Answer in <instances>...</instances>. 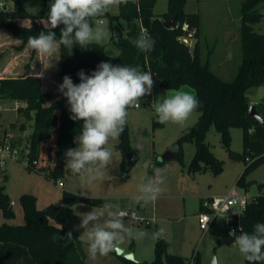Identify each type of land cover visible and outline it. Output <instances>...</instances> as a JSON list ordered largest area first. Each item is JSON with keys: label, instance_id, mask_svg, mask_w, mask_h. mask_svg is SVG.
Masks as SVG:
<instances>
[{"label": "trees", "instance_id": "trees-1", "mask_svg": "<svg viewBox=\"0 0 264 264\" xmlns=\"http://www.w3.org/2000/svg\"><path fill=\"white\" fill-rule=\"evenodd\" d=\"M15 8L0 11V28L22 43L16 47L22 50L30 36H37L41 31H49L45 23L51 0H39L41 13L32 14L23 7L19 0H14ZM187 0H169V9L158 15L154 12L156 0H127L120 4L118 15H109L115 22V31L108 43L90 44L87 50L74 46L71 54L62 45L58 47V82H63L65 75L73 83H80L81 70L90 75L97 70L101 62L119 66H138L142 71L150 72L153 78L160 80L164 89H175L190 86L201 107L196 112V124L183 130L181 136L170 146L175 160L184 164V145L195 144V155L189 165L192 175L211 172L220 174L224 166L208 147L206 137L211 126H215L222 135L223 143L232 159L243 161L245 170L238 178L237 185L249 190L252 182L248 177L264 164V125L249 115L250 95L254 90L264 87V34L257 33L254 25L264 20V0H244L240 9L242 62L235 77L228 81L211 65V50L203 55L199 43L201 35V17L198 13L184 11ZM177 15L176 26L166 28L165 22ZM126 21L122 31L120 21ZM24 21H27L23 23ZM95 23V20H94ZM60 25L56 32L60 39ZM186 27V28H185ZM147 31L155 40L154 49L144 53L131 42L142 31ZM192 34L194 45L184 43L181 38ZM109 47L116 53H110ZM37 52L33 50L32 57ZM0 98H11L24 103L19 112L27 119L34 120V131L27 149V169L50 177L56 182L72 172L66 167L65 152L76 148L75 137L79 135L83 121L70 119L71 113L67 100L58 91L43 90V80L32 74L31 65H25L24 73L18 77L0 78ZM264 119V105L255 106ZM235 127L243 130L244 152L235 153L230 144L229 129ZM1 145L15 148L16 141L5 135ZM178 147V150H175ZM117 149L123 156L122 169L125 168V156L136 149L132 147L129 136V125L119 138ZM251 161H247V158ZM165 162V161H164ZM162 162V163H164ZM159 164V163H157ZM110 166V165H109ZM264 188V183L254 184ZM64 190L63 203L60 206H49L40 209L36 198L24 194L21 203L25 214V223L11 225L0 221V264H87L84 241L81 236L67 227V218L76 204H102L101 198L73 194ZM201 210L208 209L201 204ZM15 216L5 187L0 185V220ZM55 222L60 227L51 223ZM264 223V196H259L250 204L241 217L229 219L228 225L251 233L253 226ZM72 233V238L53 242L52 236H65ZM155 258L148 262H137L119 257L123 264H186L189 258L170 252V244L160 232H157ZM195 264H203L197 251ZM246 264L248 262L246 261Z\"/></svg>", "mask_w": 264, "mask_h": 264}, {"label": "rangeland", "instance_id": "rangeland-1", "mask_svg": "<svg viewBox=\"0 0 264 264\" xmlns=\"http://www.w3.org/2000/svg\"><path fill=\"white\" fill-rule=\"evenodd\" d=\"M243 1L187 0L184 7V11L198 13L200 15L201 35L199 37V43L202 46L203 55L207 56V53L214 50L211 56L214 70L222 74V77L228 81L235 77L238 66L242 62L240 9ZM19 2L32 14L39 15L41 13L39 0H19ZM0 5L2 9L7 8V6L15 8L14 0H0ZM168 9L169 0H156L154 8L156 14H164ZM119 12L120 5L113 6L106 15L95 19V23H99L100 21L106 22L110 31V34L105 36L100 43L105 44L110 41L117 24L110 19L109 15H118ZM262 12L264 13V8H262ZM126 24V21H120L122 31H124ZM254 29L257 33L264 34V20L261 23L255 24ZM194 42L195 40L191 41V47L194 45ZM21 43L17 38L0 28V70H6L8 73L3 77L21 76L24 73L25 65L29 63L32 74L34 75H40L42 73L41 70L43 68L45 69L46 74L43 80V90H55L57 88L56 83L59 68L58 47L51 55L36 53L32 57L33 49L28 44L22 50L16 48ZM229 43H231L232 49L228 54L226 48H228ZM108 49L111 54L116 53L113 48L109 47ZM224 55L230 57L226 59L227 64L224 62L227 56ZM15 57H17V61H15ZM153 81L154 85L149 96L154 97V100H156L155 107L153 108L148 105L142 106L141 108L129 109V136L132 147L140 153L139 160L131 170H122V154L117 149L119 139L110 141L108 147L114 152V162L104 171L103 178L96 180L92 184H88L85 177L74 173L66 174L65 177L56 182L50 177H44L41 173L29 171L26 167L27 161L25 157L34 131V120H27L19 112L18 109L21 107V102L11 98H0V142L3 141L6 134L10 138L12 136L13 140L16 141L15 148H11V151L15 155L6 160L3 166L4 168L1 167L2 161L0 155V185L5 187L15 216L9 219L2 218L0 221L11 225H22L25 223V214L21 203V197L24 194L34 195L36 205L40 209L62 205V192L64 190L83 196L101 198L102 204L100 206L84 203L74 205L67 218V227L78 233L84 241L87 264H120L115 258L114 252H116V249L107 256H97L95 260L89 258L87 235L83 233L84 230L82 228L78 227L81 223L80 215L92 209L102 210V206L105 203L119 205L121 210H129L131 207L129 194L131 196L138 194L137 185L141 177L145 174L152 175L153 167H158L164 170L165 176V183L162 186L164 192L162 194L176 193L181 197L171 198L168 201L160 198L159 213L153 212L155 209L154 203L153 201H149L150 214L155 213L158 221L153 222L151 225L135 223L132 219L125 217V224L128 227L134 230H143L146 235L139 240H126L119 247L125 249L127 246L138 243V248L142 247L146 254H151V259H143L142 261L150 262L155 258V243L158 236L157 232L159 231L165 240L171 242L172 249L170 252H175L184 247L183 250L186 252L185 256L190 258L192 251L198 247L204 254L207 264L212 261L213 257L218 258L219 264H246L244 257L233 246V237L229 236L231 230L228 225V218L225 216L218 217L214 225V232L204 234L200 230L198 219L200 200L190 198L189 196L187 199L183 197L198 190H202L204 194L209 191L214 193L226 189L230 192L237 185L238 178L243 174L245 163L230 157L223 143L222 135L217 131L215 126H211L209 129L206 142L215 157L224 166L220 174L214 175L211 172H206L207 174L202 176L204 178H202L203 180L200 186L198 184H189L180 177V171L183 170L185 173L189 172V165L196 151L195 144L192 142L185 143L184 145L185 158L183 165L175 159L170 162L162 161V156L181 136L183 130L188 126L196 124L199 115L195 111L183 126L170 122L166 124L159 123L155 109L164 98L177 91L189 92L195 95V90L190 86L167 90L162 87L159 79L155 78ZM144 97L141 98L140 102ZM250 97L253 102H262L264 100V87L254 90ZM229 135L232 150L235 153L242 154L244 152L243 130L232 127L229 129ZM154 148L160 154L157 157L159 164H155L152 157ZM190 156H192L191 159H189ZM248 182L253 183L250 186V193L253 195L258 194L259 189L254 184L264 183V164L251 172L248 177ZM238 190L242 192L243 188L238 186ZM88 193L91 195H88ZM163 201L164 204L161 205ZM184 201L186 202L185 206L187 205V209L184 207ZM132 202L131 211L136 212L139 216L145 217L146 214L139 210V205L142 206L144 203L136 204L133 198ZM165 205L167 206L165 207ZM169 206L174 207L175 212L173 214H169L166 211L169 210ZM151 216H147L146 218L150 220L154 219ZM172 218H175L174 220L177 218L181 219L177 223L174 220L170 221ZM165 219L170 222L165 223ZM51 223L60 227L53 221ZM180 234L181 236L185 234L184 237L182 236L183 239L179 237ZM137 257H135V261L140 262Z\"/></svg>", "mask_w": 264, "mask_h": 264}, {"label": "clouds", "instance_id": "clouds-1", "mask_svg": "<svg viewBox=\"0 0 264 264\" xmlns=\"http://www.w3.org/2000/svg\"><path fill=\"white\" fill-rule=\"evenodd\" d=\"M122 3L126 4L127 0H51L45 21L50 30L30 36L28 46L41 55L54 53L58 43L69 54L74 46L87 50L90 44L99 43L110 34L106 22L94 23V20ZM60 25L63 27L57 41L53 29ZM131 42L144 53L152 51L155 46V40L146 30ZM77 75L80 83H73L65 75L58 86V91L67 100L70 119L83 121L82 129L74 140L78 147L66 150L65 165L72 173L85 177L86 182L92 184L102 179L104 171L114 162L109 142L120 138L128 125L129 109L140 107L141 98L151 94L154 81L150 72L142 71L138 66L108 62H101L90 75L83 70ZM199 107L200 101L194 94L177 91L164 98L155 110L159 123L183 126ZM164 183V170L153 167L152 175L141 177L134 202L140 204L158 199L164 192ZM126 215L119 205L111 203H105L102 210L92 209L80 215L78 227L87 235L90 259L107 256L126 240H139L146 235L143 230L128 227ZM229 236L235 237L233 246L248 264H264V223H256L251 233L240 229L237 235L236 230H231ZM69 238H72L71 232L65 236H52L53 242ZM212 264H219L217 257L212 258Z\"/></svg>", "mask_w": 264, "mask_h": 264}, {"label": "built area", "instance_id": "built-area-1", "mask_svg": "<svg viewBox=\"0 0 264 264\" xmlns=\"http://www.w3.org/2000/svg\"><path fill=\"white\" fill-rule=\"evenodd\" d=\"M186 28V27H185ZM181 40L191 45L192 34L187 37L181 38ZM153 98L149 95H146L144 99L140 102V107L152 105ZM264 105V100L260 103L251 102L252 106ZM138 107V108H140ZM0 155H1V167L4 168V163L9 157H13L15 154L11 151V147L8 145L0 144ZM247 161H251L248 157ZM257 186V185H254ZM258 187V186H257ZM259 189L258 194H251L250 189H243L242 192L238 190V185H235L227 195L213 196L210 199L206 200L203 204L208 209V211H201L198 215L199 225L203 233L205 234L212 226L214 221L220 217L225 216L229 219L234 217H241L246 211L247 207L252 204L259 196H264V188ZM127 213L126 217L132 219L135 223L151 225L154 220L147 219L145 217L139 216L136 212L131 210H123ZM230 230H236V234H240L238 227L231 225ZM235 242V237H233V244ZM197 251L186 261V264H195V259L197 256Z\"/></svg>", "mask_w": 264, "mask_h": 264}, {"label": "crops", "instance_id": "crops-1", "mask_svg": "<svg viewBox=\"0 0 264 264\" xmlns=\"http://www.w3.org/2000/svg\"><path fill=\"white\" fill-rule=\"evenodd\" d=\"M6 9H13L12 7H8L7 6V8ZM25 22H27V21H24L23 23H25ZM231 43H229L228 44V48H226V52H228V54H229V52L231 51ZM27 50V49H26ZM224 56H227V55H224ZM230 57L229 56H227V57H225V59H224V62L226 63L227 62V60L226 59H229ZM15 59V61H17V57H15L14 58ZM222 64H224V63H222ZM227 64V63H226ZM211 65H212V68L214 69V67H213V60L211 59ZM42 73L40 74V75H38V76H40L41 78H42V80H44V75L46 74V71H45V69L43 68L42 70ZM8 73H7V71L6 70H0V78H2L4 75H7ZM48 75V74H47ZM153 78V77H152ZM153 79H155V78H153ZM57 86H59V82H58V79H57ZM155 105H156V100H154V97H153V102H152V107L154 108L155 107ZM20 106H25V104L24 103H20ZM141 108V107H140ZM189 127V126H188ZM11 138H12V136H11ZM13 139V138H12ZM138 154H139V158H140V153L137 151V149L135 150ZM160 154H158V152H157V150L154 148V150H153V154H152V157H153V159H154V163L155 164H157V163H159V161L157 160L158 158V156H159ZM192 155V154H191ZM195 155V154H194ZM191 157L192 156H190L189 157V159H191ZM123 156H122V163H123ZM139 160V159H138ZM171 161V160H170ZM169 161V162H170ZM173 161V160H172ZM165 162H168V161H165ZM189 162V161H188ZM122 163H121V169H122ZM137 163V162H136ZM135 163V164H136ZM191 163V162H190ZM123 170V169H122ZM207 173L205 172V173H201V174H196V175H192L191 173H185L183 170L182 171H180V177H182L187 183H189V184H198V186H200V184H201V182H202V178H204V177H202V176H205ZM201 189V188H200ZM210 192V191H209ZM205 192V194L202 192V190H198V191H195L194 193H192V194H187V195H185V196H183L184 197V199H187V197L189 196L190 198H193V199H199L200 200V212L201 211H203V210H201V204L202 203H204L206 200H208V199H210L211 197H213V196H219V195H227L229 192L227 191V189L226 190H221V191H219V192H214V193H212V192ZM209 193V194H208ZM88 195H91V194H89L88 193ZM137 194H134L133 196H131L130 194H129V201L131 202L130 203V205H131V207H132V198L134 199V197L136 196ZM180 195H178V194H176V193H166V194H162L158 199H156V200H154L153 201V203H154V207H155V209L153 210V212L155 211L156 213H159V210H160V205H159V200H160V198H163V200L164 201H168L169 199L171 200V198H176V197H179ZM181 197V196H180ZM95 198V197H94ZM164 201L163 202H161V205H163L164 204ZM185 201H184V207H186V209H187V205L185 206ZM157 205H158V209H157ZM167 205H165V207H166ZM131 207L129 208V210H131ZM143 207V208H142ZM139 210H141L144 214H146L145 215V218L148 216V217H150V215H152L151 217H153L154 219H151V220H154V222H158L157 221V218H156V216H155V213H152V214H150V210H149V206H148V202L147 203H144V205H139ZM168 208V207H167ZM169 214H173L175 211H174V207H172V206H169V210H166ZM199 212V213H200ZM199 215V214H198ZM196 216V215H195ZM148 219V218H147ZM175 218H172V219H170V221H173ZM181 218H177L176 220H174L175 222H177L178 223V221L180 220ZM218 219V218H217ZM217 219L214 221V223L212 224V226H211V228L206 232L207 234L208 233H213L214 232V230H215V227H214V225H215V223H216V221H217ZM170 221H167V219H165V223L166 222H170ZM158 225V224H157ZM200 229V228H199ZM201 230V229H200ZM184 235L185 234H183L182 236L184 237ZM181 236V234L179 235V237L181 238V239H183V237ZM176 237H178V236H176ZM175 237V238H176ZM169 242V241H168ZM169 244H170V250L172 249V245H171V242H169ZM184 249V247L181 249H178L177 251H173L172 253H174V254H178V255H180V256H183V257H185V258H189V257H186L185 255H186V252L183 250ZM130 251H132V252H134V257H137V259H139L140 260V262H145V261H142L143 259H151L150 257H151V254H146L145 252H144V250L142 249V247L141 248H138V243H136V244H133V245H130V246H127V247H125V252H130ZM195 251H199V254H200V256H201V261L203 262V264H207L206 262H205V257H204V254L202 253V251L200 250V249H198V247L196 248V249H194L193 251H192V254L191 255H193V253L195 252ZM115 253V258H116V260L120 263V264H123L122 263V261L120 260V256L116 253V252H114ZM122 257V256H121Z\"/></svg>", "mask_w": 264, "mask_h": 264}, {"label": "water", "instance_id": "water-1", "mask_svg": "<svg viewBox=\"0 0 264 264\" xmlns=\"http://www.w3.org/2000/svg\"><path fill=\"white\" fill-rule=\"evenodd\" d=\"M2 10V7L0 5V11ZM177 15H175L174 17H172L170 20L165 22V26L166 28L170 29L173 28L174 26H176L177 24ZM249 115L255 117L262 125H264V119L262 118V116L258 113L257 109L255 106H251L249 109ZM139 159V154L136 151H131L129 153L126 154L125 156V168L126 171H129L133 168V166L135 165V163L138 161ZM175 159V155L173 154V151L171 149H169L163 156H162V161H170V160H174ZM116 253L119 256H122L128 260H135L134 257V252L130 251V252H125V249L122 247H117L116 248ZM208 264H212V261Z\"/></svg>", "mask_w": 264, "mask_h": 264}]
</instances>
